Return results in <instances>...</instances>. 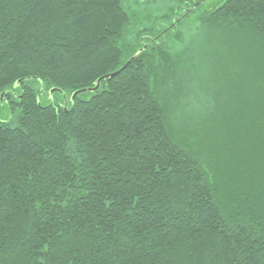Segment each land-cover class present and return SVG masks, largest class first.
Segmentation results:
<instances>
[{"label": "trees", "instance_id": "obj_1", "mask_svg": "<svg viewBox=\"0 0 264 264\" xmlns=\"http://www.w3.org/2000/svg\"><path fill=\"white\" fill-rule=\"evenodd\" d=\"M143 16L0 0V264H264V0Z\"/></svg>", "mask_w": 264, "mask_h": 264}, {"label": "flooded vegetation", "instance_id": "obj_2", "mask_svg": "<svg viewBox=\"0 0 264 264\" xmlns=\"http://www.w3.org/2000/svg\"><path fill=\"white\" fill-rule=\"evenodd\" d=\"M157 1L162 3L164 10L158 17L153 18L154 21L161 19L163 22V25L156 24L152 29L157 42L171 41L173 34L179 35L185 31L188 33L198 19L214 11L222 2V0H132L131 3L146 4L150 7Z\"/></svg>", "mask_w": 264, "mask_h": 264}, {"label": "rangeland", "instance_id": "obj_3", "mask_svg": "<svg viewBox=\"0 0 264 264\" xmlns=\"http://www.w3.org/2000/svg\"><path fill=\"white\" fill-rule=\"evenodd\" d=\"M132 0H125V6L126 8L130 11V12H134L137 16L138 19L140 20V24H144L143 21H146L147 18H145V16L143 15H148V18H156L158 17V15H160V13L164 12L163 7H162V3L160 1L155 2L153 5H151L150 7H147L145 9V13H143L144 11L142 10V8L146 7V4L143 5H136L134 3H131ZM158 24V26L163 25V22H161V19H155L153 25ZM146 26H151V24H146ZM57 98H59V96H51L48 95L46 93H43L42 95V103H47L48 101H53L57 102ZM11 117V111H10V106L8 103L2 102V100H0V119L2 120H7Z\"/></svg>", "mask_w": 264, "mask_h": 264}, {"label": "water", "instance_id": "obj_4", "mask_svg": "<svg viewBox=\"0 0 264 264\" xmlns=\"http://www.w3.org/2000/svg\"><path fill=\"white\" fill-rule=\"evenodd\" d=\"M134 58H131L130 60H128L118 71H116V72H113V73H111V74H106V75H104V76H102V77H100L97 81H96V84H95V87H93V88H87V89H81V90H78V91H76V92H74L73 94H72V96L70 97V101L73 103V101H74V98L78 95V94H81V93H85V92H87V91H89V92H94V91H96L98 88H99V84H100V82H101V80H103V79H108V78H114L115 76H117L121 71H123L125 68H127L128 67V65L130 64V62L133 60ZM17 84H19V82L17 83ZM55 91H58L57 89H52V90H50L49 91V95H51L52 96V94L55 92ZM2 96L3 95H1L0 96V98L2 99ZM65 98V97H64ZM66 99V98H65ZM67 101L65 100V104L63 105V108H64V110L66 109V107H67V103H66Z\"/></svg>", "mask_w": 264, "mask_h": 264}]
</instances>
